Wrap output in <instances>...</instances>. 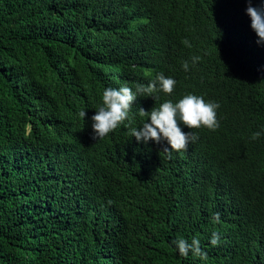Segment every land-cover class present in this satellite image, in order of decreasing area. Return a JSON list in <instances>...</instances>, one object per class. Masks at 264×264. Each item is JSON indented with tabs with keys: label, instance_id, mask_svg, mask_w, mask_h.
<instances>
[{
	"label": "trees",
	"instance_id": "obj_1",
	"mask_svg": "<svg viewBox=\"0 0 264 264\" xmlns=\"http://www.w3.org/2000/svg\"><path fill=\"white\" fill-rule=\"evenodd\" d=\"M247 7L0 0V264H264V44ZM159 73L173 93L138 97L93 139L104 90ZM188 94L220 105L217 130L181 125L198 139L171 156L132 137L138 108ZM179 238L207 258L181 256Z\"/></svg>",
	"mask_w": 264,
	"mask_h": 264
},
{
	"label": "clouds",
	"instance_id": "obj_2",
	"mask_svg": "<svg viewBox=\"0 0 264 264\" xmlns=\"http://www.w3.org/2000/svg\"><path fill=\"white\" fill-rule=\"evenodd\" d=\"M246 14L250 17L251 28L258 37L257 43L264 44V5L253 7L252 0H248ZM192 60L193 63H196L199 57H193ZM182 67L185 71H188V62H183ZM176 83L172 77H165L163 73H159L156 79L147 85L137 84L135 91L127 86L106 88L102 97L103 106L99 107L96 114L91 117L93 139L105 138L118 125L127 120L133 103L138 97H152V94L157 91L171 94ZM219 107L218 103L206 101L203 96L193 94L185 95L176 103H173L172 100H166L158 107H153L151 111H145L141 107L138 108V114L141 117H147V120L140 127L132 128L131 135L137 142H143L144 144L149 141L156 144L166 141L168 146L163 147L162 152L171 156L172 152L186 151L188 145L198 139L195 133L183 131L181 125L188 129H199L203 126L211 131L219 128L220 125L217 119V109ZM79 116L85 120L86 111H81ZM260 135V132H256L253 134L252 139L255 140ZM220 217L219 212L214 213V222L220 223ZM219 243V234L213 233L210 244L215 247ZM172 245L175 246L181 256L187 257L191 253L203 259L207 258V253L201 248L200 241L197 238H192L191 241L179 238L172 241Z\"/></svg>",
	"mask_w": 264,
	"mask_h": 264
}]
</instances>
